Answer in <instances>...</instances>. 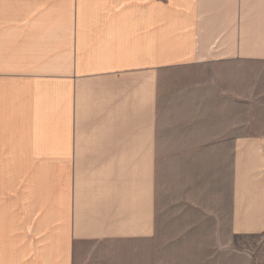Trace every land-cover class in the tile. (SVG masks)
Wrapping results in <instances>:
<instances>
[{
  "label": "crops",
  "instance_id": "1",
  "mask_svg": "<svg viewBox=\"0 0 264 264\" xmlns=\"http://www.w3.org/2000/svg\"><path fill=\"white\" fill-rule=\"evenodd\" d=\"M194 65L219 132L207 90L166 106ZM213 155L200 262L264 264L235 245L264 233V0H0V264H169L166 157Z\"/></svg>",
  "mask_w": 264,
  "mask_h": 264
},
{
  "label": "rangeland",
  "instance_id": "2",
  "mask_svg": "<svg viewBox=\"0 0 264 264\" xmlns=\"http://www.w3.org/2000/svg\"><path fill=\"white\" fill-rule=\"evenodd\" d=\"M203 65H194L186 67L179 75L169 77L170 81L166 82L165 102L166 106L170 101H189L203 99L206 90L211 96L214 113V133L220 131L219 124V103H220V74L219 65L203 68ZM212 70V75H204ZM174 78V79H173ZM207 81V84L204 82ZM187 83H197V88L192 90L185 88ZM205 85H208L205 88ZM175 114L179 111L181 114L187 108L177 107ZM172 110V111H174ZM216 156H183V157H166L165 167V232H166V263L169 264H201L200 260L204 259V240L203 231L194 235L197 230L188 231L189 225L198 224L200 211L204 210L205 204L211 206L220 205L221 191L224 184L223 178L226 174L221 172L219 163L215 162ZM168 159V160H167ZM34 174V173H30ZM207 202V203H206ZM208 225V221H207ZM198 227V226H196ZM217 226L213 222V235L211 237L214 246V261L219 262L221 251H216V246L220 240H224L225 235L217 231ZM203 229V226H202ZM186 231V232H185ZM184 233L187 236L179 235ZM175 247L168 248L171 240ZM191 241V245L186 252L179 251L178 244L184 249V245ZM195 243V244H194ZM235 245L244 250H248L256 257L257 261L263 263L264 256V233L253 235H240L235 238ZM190 248V249H189ZM247 258V257H246ZM248 259V258H247ZM259 264V263H258Z\"/></svg>",
  "mask_w": 264,
  "mask_h": 264
}]
</instances>
